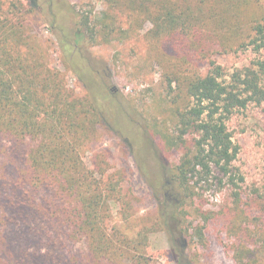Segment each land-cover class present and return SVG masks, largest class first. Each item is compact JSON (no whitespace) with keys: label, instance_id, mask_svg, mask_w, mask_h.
Listing matches in <instances>:
<instances>
[{"label":"trees","instance_id":"trees-1","mask_svg":"<svg viewBox=\"0 0 264 264\" xmlns=\"http://www.w3.org/2000/svg\"><path fill=\"white\" fill-rule=\"evenodd\" d=\"M103 2L100 18L53 3L59 12L50 28L61 30L66 63L83 81L73 59L86 48L81 42L124 43L144 32L164 60L169 117H156L148 133L176 160L153 186L160 221L134 229L137 212L123 178L84 161L83 147L106 122V107L87 81L90 94L78 97L65 73L47 67L46 48L30 35L28 15L40 9L38 1L0 0V264H152V234L171 223L180 228L189 216L201 220L192 236L199 245L209 246L213 230L220 244L228 237L234 264H264V190L237 175L230 129L236 114L264 104V0ZM68 16L66 29L59 22ZM167 43L172 56L165 59ZM244 53L255 56L248 65L228 70L220 63ZM135 134L132 147L144 140ZM209 192L226 193L216 211L203 208ZM114 205L124 227L112 225ZM170 241L182 247L174 249L178 264H189L184 242Z\"/></svg>","mask_w":264,"mask_h":264},{"label":"rangeland","instance_id":"rangeland-1","mask_svg":"<svg viewBox=\"0 0 264 264\" xmlns=\"http://www.w3.org/2000/svg\"><path fill=\"white\" fill-rule=\"evenodd\" d=\"M37 1L40 9L28 15L30 35L41 40L42 46L46 48L47 67L65 73L67 87L78 97L90 94L84 86L87 81L89 87L99 93L106 107V122L92 131L89 143L83 147L84 161L89 167L101 165L107 174L123 178V192L133 199L137 212L138 219L132 224L134 229L143 225H157L160 221V205L153 186L159 187L165 181L163 167L176 160L175 157L167 158L161 145L152 142L148 133V128L156 117L160 121L161 118L169 117L166 114L167 101L162 82L164 60L161 58L158 61L155 58V53L150 50L149 43L143 37L144 32L124 43L92 45L88 41L81 42L86 48L80 50L83 52L74 54L73 59L77 70L82 69L86 73L83 81L66 63L62 43L57 37L61 30L54 32L49 22L56 21L55 15L59 11L55 9V5L61 2H65L64 7L69 6L80 14L92 13L93 18H100L106 10L103 0H54L55 3L52 0ZM64 19L59 23L69 29V16ZM165 46L167 59L172 54L170 44ZM254 59L255 56L251 53H244L222 58L220 63L231 70L248 65ZM165 62L168 63V60ZM169 123L173 128L174 121ZM230 129L234 143L239 148L234 164L237 175L244 177L245 186L264 190V104L252 105L246 111L236 114L230 122ZM134 132L142 134L144 140H137L140 142L139 146L132 147L128 139L135 141L132 139V136L136 137V134L132 135ZM137 161L147 166L148 176L140 169ZM225 195L226 193H207L202 203L203 208L218 210L225 204ZM113 209L115 217L112 225L124 227L125 224L118 216L119 207L114 205ZM185 222L186 225H180V228L188 229L189 233L181 234L180 228L171 223L164 230L152 234L148 251L152 264H178V254L174 249L179 251L182 247L178 244L172 246L170 237L181 240L182 245L184 242L186 262L189 264H234L232 254L226 248L228 237L224 236V242L220 244L217 232L211 230L208 234L209 246L203 247L192 237L201 220L194 222L193 216H189ZM191 222L194 224H190Z\"/></svg>","mask_w":264,"mask_h":264}]
</instances>
